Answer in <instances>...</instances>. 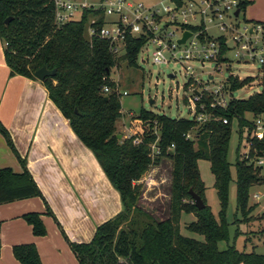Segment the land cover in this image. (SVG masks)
<instances>
[{
	"label": "trees",
	"instance_id": "1",
	"mask_svg": "<svg viewBox=\"0 0 264 264\" xmlns=\"http://www.w3.org/2000/svg\"><path fill=\"white\" fill-rule=\"evenodd\" d=\"M247 4V0H241V12ZM90 15L84 12L79 20L56 25L50 0H0V40L10 75L37 80L35 72L39 69L44 67L49 72L54 71L53 76L43 79L41 84L75 136L94 155L120 197L121 212L100 224L89 243L68 242L78 263L264 264V254L238 250L234 244H228L231 224L226 217L229 186L233 180L227 154L231 124L236 121L239 138L244 137L250 145L233 165L234 221L239 217L243 223L252 221L250 215L254 206L249 205L250 191L264 181L260 174L262 167L253 163L264 157V139L257 140L253 136V120L264 116V91L247 99H231L225 109H210L209 98H203L211 115L204 123L194 119H173L140 109L130 118V136L118 139L116 124L122 117L121 105L115 82L109 76L119 60L111 52L108 42L86 36ZM141 45L139 39H127L125 59L128 66H136ZM246 82L229 78L227 86L233 92ZM104 87L109 91L104 92ZM246 114L252 119L248 120ZM0 133L15 152L1 124ZM187 134H193V137L186 139ZM153 144L157 148L155 152L151 149ZM162 158L169 159L172 164L169 215L155 221L137 207L142 189L139 181ZM17 160L21 172L0 169V204L41 196L24 162ZM199 161L210 164L219 202L217 217L205 202ZM189 190L201 198L203 209L195 207ZM46 213L50 214L49 210ZM182 214L193 215L195 220L186 230L202 236L203 241L180 233ZM22 218L35 237L45 236L39 214L28 213ZM261 220L264 225V212ZM237 235L234 233L235 239ZM219 242H225L227 247L219 250ZM12 253L19 264H41L33 244L14 246Z\"/></svg>",
	"mask_w": 264,
	"mask_h": 264
},
{
	"label": "crops",
	"instance_id": "2",
	"mask_svg": "<svg viewBox=\"0 0 264 264\" xmlns=\"http://www.w3.org/2000/svg\"><path fill=\"white\" fill-rule=\"evenodd\" d=\"M3 50L0 40V124L15 152L0 133V169L21 172V159L41 196L0 204V264H19L12 248L25 244L36 247L41 264H79L68 242L89 243L121 212L119 194L41 81L10 75ZM28 213L40 215L45 236L32 234L22 218Z\"/></svg>",
	"mask_w": 264,
	"mask_h": 264
},
{
	"label": "built area",
	"instance_id": "3",
	"mask_svg": "<svg viewBox=\"0 0 264 264\" xmlns=\"http://www.w3.org/2000/svg\"><path fill=\"white\" fill-rule=\"evenodd\" d=\"M50 2L56 25L79 20L84 12H89L91 15L88 18L86 36L89 39L97 38L108 42L114 55L120 50L125 52L128 38L139 39L142 45L137 60L141 56L142 62H148L146 49L151 48L152 64L179 65L188 79L184 86L186 88L188 86L190 90L195 85L200 86L205 89L202 92H206L196 94L192 91V98H188V103H192L189 105L192 112L190 119L198 123H204L211 117L206 110V104L202 101L203 95L206 94L209 98L210 109H225L232 98L226 97L221 82L214 83V75L207 74L205 82L196 76L192 63H198L203 68L205 62L210 61L216 65V71L220 72V64L225 61L223 52H232L237 60L256 61L264 77V24L244 21L246 24L242 25L240 30L232 26L241 15L239 9L241 0H159L158 3L151 5L137 0H50ZM236 10H239L238 15H235ZM231 28L234 33L228 37L227 31ZM184 32H189L190 36L183 44H178ZM177 73L172 71L169 75L174 78ZM224 81L227 84L228 79ZM103 91L108 92L109 89L104 87ZM222 122L226 123V120ZM253 125L255 127L253 136L257 140H263L264 116L255 118ZM185 137L188 139L192 136L187 134ZM134 142L138 143L137 140ZM151 149L152 152L157 150L155 144ZM253 163L263 168L264 157L254 160ZM254 197L259 200V195Z\"/></svg>",
	"mask_w": 264,
	"mask_h": 264
},
{
	"label": "rangeland",
	"instance_id": "4",
	"mask_svg": "<svg viewBox=\"0 0 264 264\" xmlns=\"http://www.w3.org/2000/svg\"><path fill=\"white\" fill-rule=\"evenodd\" d=\"M144 4L151 5L158 3L159 0H137ZM248 4L238 20L233 23V28L240 30L245 22L264 24V0H247ZM245 21V22H244ZM234 30L231 28L227 31V36L231 37ZM236 49V47H234ZM149 60L142 62L141 56L138 57L135 67L127 65L125 52L120 50L116 55L118 58L117 66L111 70L109 79L115 82L121 105V119L117 122V133L123 138L130 136L129 121L132 116H136L140 109L152 111L156 114H163L173 119H190L192 112L189 110L188 98H192V93H206L203 87L194 86L188 89L184 86L188 79L179 65H154L151 62V48H147ZM225 61L220 64V72L216 71V65L210 61H206L204 67L201 68L198 63L191 65L195 69V75L203 82L207 79V74L215 76L214 83L223 84L226 97L229 99H247L249 96L264 91L263 77L261 70L258 69L259 64L249 62L247 60H237L232 52H223ZM172 71H177L174 78L168 75ZM237 78L238 81L246 80L247 82L239 89L231 93L224 80ZM192 83V80L190 81ZM191 86V85H189ZM210 86V85H209ZM212 87V86H211ZM193 91V92H192ZM229 92V93H228ZM126 93V94H124ZM230 94V95H229ZM203 97L208 98L205 95ZM227 97V98H228ZM150 101H152L150 103ZM248 120L252 119L250 114H246ZM193 137V134H191ZM248 144L244 137L239 138L238 125L236 121L231 124V133L228 145L227 160L232 165L231 174L232 181L229 186V202L227 208V221L229 226V242L234 244L236 249L246 252H255L264 254V225L261 215L264 212V181L253 187L250 191L249 205H253L254 209L250 217L252 221L243 223L241 218L234 221L235 213V170L234 163L237 157L244 154ZM171 161L162 158L158 165L151 166L146 174L141 178V195L137 201V207L148 214L153 220L161 221L168 217L170 183H171ZM210 164L207 161H199L198 169L200 177L205 186V202L210 208L211 213L217 217L219 211V202L216 191L213 188V176L210 172ZM261 176L264 178V167L261 170ZM254 195H259L257 200ZM195 218L190 214H182L180 219V233L188 238L203 241V237L186 230L189 223ZM236 231V232H235ZM234 233L238 237L234 238ZM227 247L225 242L218 243V249L224 250Z\"/></svg>",
	"mask_w": 264,
	"mask_h": 264
},
{
	"label": "water",
	"instance_id": "5",
	"mask_svg": "<svg viewBox=\"0 0 264 264\" xmlns=\"http://www.w3.org/2000/svg\"><path fill=\"white\" fill-rule=\"evenodd\" d=\"M239 13V10H236L235 11V15H238ZM9 20V19H8ZM8 20H6V23L8 22ZM190 36V33L189 32H184L183 33V36H182V39L178 41V44H183L185 42V40ZM54 74V71L52 72H49L47 71L44 67L39 69L38 71L35 72V77L36 79H38L39 81H42L43 79L47 78V77H50V76H53ZM169 78L172 77V75H168ZM196 93V92H195ZM197 94V93H196ZM152 101H150L151 103ZM117 138L118 139H121V135H117ZM189 194L192 198V201L195 205V207L198 209V210H201L203 209L204 207V203L203 201L201 200V198L196 195L194 192H192L191 190H189Z\"/></svg>",
	"mask_w": 264,
	"mask_h": 264
}]
</instances>
